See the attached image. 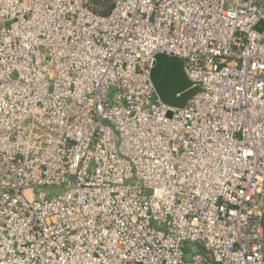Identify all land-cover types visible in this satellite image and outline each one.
<instances>
[{
  "label": "built area",
  "instance_id": "obj_1",
  "mask_svg": "<svg viewBox=\"0 0 264 264\" xmlns=\"http://www.w3.org/2000/svg\"><path fill=\"white\" fill-rule=\"evenodd\" d=\"M0 264H264V0H0Z\"/></svg>",
  "mask_w": 264,
  "mask_h": 264
},
{
  "label": "water",
  "instance_id": "obj_2",
  "mask_svg": "<svg viewBox=\"0 0 264 264\" xmlns=\"http://www.w3.org/2000/svg\"><path fill=\"white\" fill-rule=\"evenodd\" d=\"M261 24L262 22L256 25V28L259 29ZM151 77L162 100L171 106L183 107L196 92L195 88H191L182 93L192 83L187 79L182 64L170 62L165 55H157ZM189 93L191 94L188 97ZM174 96L183 98L182 102L177 103Z\"/></svg>",
  "mask_w": 264,
  "mask_h": 264
},
{
  "label": "trees",
  "instance_id": "obj_3",
  "mask_svg": "<svg viewBox=\"0 0 264 264\" xmlns=\"http://www.w3.org/2000/svg\"><path fill=\"white\" fill-rule=\"evenodd\" d=\"M94 8L102 14H108L113 6V0H93Z\"/></svg>",
  "mask_w": 264,
  "mask_h": 264
},
{
  "label": "crops",
  "instance_id": "obj_4",
  "mask_svg": "<svg viewBox=\"0 0 264 264\" xmlns=\"http://www.w3.org/2000/svg\"><path fill=\"white\" fill-rule=\"evenodd\" d=\"M159 55H165V54H159ZM165 56H166V58H167L170 62H176V63H177V62H180V63L182 64V66H183V62H182L181 59H179V58H172V57H169V56H167V55H165ZM183 69H184V66H183ZM184 73H185L187 79L189 80V78H188V76H187L185 70H184ZM189 81H190V80H189ZM191 88H192V86L189 85L186 89L183 90L182 93H184L185 91H188V90L191 89ZM182 93H181V94H182Z\"/></svg>",
  "mask_w": 264,
  "mask_h": 264
},
{
  "label": "rangeland",
  "instance_id": "obj_5",
  "mask_svg": "<svg viewBox=\"0 0 264 264\" xmlns=\"http://www.w3.org/2000/svg\"><path fill=\"white\" fill-rule=\"evenodd\" d=\"M191 93H189L187 96L189 97ZM177 103H181L183 98H178L177 96H174L173 98ZM48 192H55V193H61L62 192V189H59V188H54V189H47Z\"/></svg>",
  "mask_w": 264,
  "mask_h": 264
}]
</instances>
